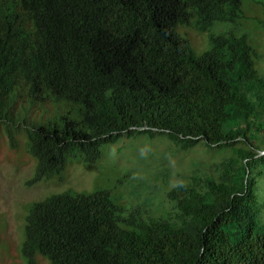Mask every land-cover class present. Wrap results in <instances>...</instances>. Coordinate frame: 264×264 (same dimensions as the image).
Masks as SVG:
<instances>
[{
    "label": "trees",
    "instance_id": "obj_1",
    "mask_svg": "<svg viewBox=\"0 0 264 264\" xmlns=\"http://www.w3.org/2000/svg\"><path fill=\"white\" fill-rule=\"evenodd\" d=\"M242 0H0V138L35 161L27 184L95 164L105 144L165 137L218 154L129 210L109 191L33 202L20 253L49 264H264V71L245 35L206 32ZM58 114L36 121L40 108ZM165 204L168 210L161 208ZM154 212H158L156 215Z\"/></svg>",
    "mask_w": 264,
    "mask_h": 264
},
{
    "label": "rangeland",
    "instance_id": "obj_2",
    "mask_svg": "<svg viewBox=\"0 0 264 264\" xmlns=\"http://www.w3.org/2000/svg\"><path fill=\"white\" fill-rule=\"evenodd\" d=\"M242 16L234 22L214 23L206 32L192 27L179 26L175 33L188 48L201 55L209 47V34L231 32L235 36L245 35L248 44L259 58L255 60L257 70L264 71V0H242ZM53 108H40L29 115L36 121H45L58 114ZM218 160L215 151L198 144L188 150H178L165 137L148 140L145 136L122 138L114 144L102 147L100 159L91 166L74 163L61 179L40 180L27 184L34 173L35 161L20 144L16 151L9 149L5 138H0V264H25L20 253L23 241L24 219L33 202L48 195L66 190L91 192L107 190L129 210L147 202L153 196L156 204L166 202L167 190L193 171L206 170ZM161 208L168 210L165 204ZM158 215V212H154ZM36 264H49L37 255Z\"/></svg>",
    "mask_w": 264,
    "mask_h": 264
}]
</instances>
